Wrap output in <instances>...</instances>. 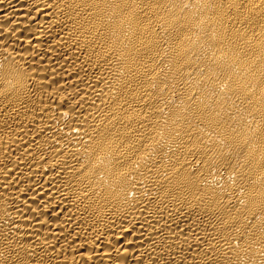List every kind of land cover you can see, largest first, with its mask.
<instances>
[{
    "label": "bare ground",
    "instance_id": "6f19581e",
    "mask_svg": "<svg viewBox=\"0 0 264 264\" xmlns=\"http://www.w3.org/2000/svg\"><path fill=\"white\" fill-rule=\"evenodd\" d=\"M0 264H264V0H0Z\"/></svg>",
    "mask_w": 264,
    "mask_h": 264
}]
</instances>
